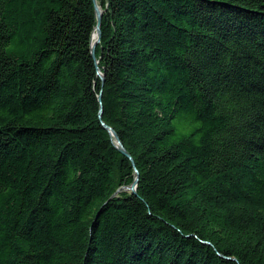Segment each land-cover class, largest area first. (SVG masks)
<instances>
[{
	"label": "trees",
	"instance_id": "obj_1",
	"mask_svg": "<svg viewBox=\"0 0 264 264\" xmlns=\"http://www.w3.org/2000/svg\"><path fill=\"white\" fill-rule=\"evenodd\" d=\"M97 2L0 0V264H264V0Z\"/></svg>",
	"mask_w": 264,
	"mask_h": 264
},
{
	"label": "water",
	"instance_id": "obj_2",
	"mask_svg": "<svg viewBox=\"0 0 264 264\" xmlns=\"http://www.w3.org/2000/svg\"><path fill=\"white\" fill-rule=\"evenodd\" d=\"M94 2H95L96 17H97V25H96V28H95V30H96V35H97V40H96V42L93 43V45H92V55H93L94 58H96V55H95V47H96L97 43L100 42V39H101V24H102L103 11H102V9L100 8L99 4L97 3V0H94ZM100 75H101V77H102V79H103V83H104V74H100ZM103 83H102V84H103ZM99 101H100V103H101V108H100V114H99V116H100V119L102 120V115H103L102 92H101L100 95H99ZM102 125H103V127H104L105 129H107V130L109 131L110 135H111L112 137H114L113 140H114V143H115L116 147L118 148V150H119L121 153H123L125 156H127L129 159H131V161L134 163V160H133L132 156H131L130 153L126 150V148L124 147V145L122 144V142H121L119 136L117 135V133L115 132V130H114L112 127L108 126V125H107L106 123H104L103 121H102ZM138 181H139V172H138V170L136 169V177H135V180L133 181V183H132L130 186L120 188V189L116 192V194L119 193L120 191H122V190H126V189H127V190H130L132 193H136V188H137ZM124 188H125V189H124Z\"/></svg>",
	"mask_w": 264,
	"mask_h": 264
},
{
	"label": "bare ground",
	"instance_id": "obj_3",
	"mask_svg": "<svg viewBox=\"0 0 264 264\" xmlns=\"http://www.w3.org/2000/svg\"><path fill=\"white\" fill-rule=\"evenodd\" d=\"M97 40V35H96V32L94 33V36H93V42L95 43Z\"/></svg>",
	"mask_w": 264,
	"mask_h": 264
},
{
	"label": "rangeland",
	"instance_id": "obj_4",
	"mask_svg": "<svg viewBox=\"0 0 264 264\" xmlns=\"http://www.w3.org/2000/svg\"><path fill=\"white\" fill-rule=\"evenodd\" d=\"M98 3V2H97ZM100 6V5H99ZM101 8V7H100Z\"/></svg>",
	"mask_w": 264,
	"mask_h": 264
}]
</instances>
